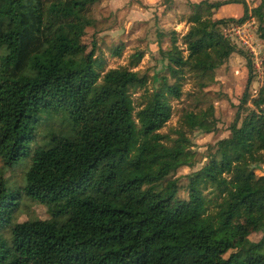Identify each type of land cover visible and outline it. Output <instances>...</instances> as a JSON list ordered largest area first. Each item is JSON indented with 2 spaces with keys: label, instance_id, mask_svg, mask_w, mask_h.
Listing matches in <instances>:
<instances>
[{
  "label": "trees",
  "instance_id": "obj_1",
  "mask_svg": "<svg viewBox=\"0 0 264 264\" xmlns=\"http://www.w3.org/2000/svg\"><path fill=\"white\" fill-rule=\"evenodd\" d=\"M98 1L0 0V161L30 158L20 188L0 178V228L10 226L0 264H264V169L254 173L264 164V83L249 93L250 59L228 135L207 147L204 166L182 186L172 175L193 167L196 153L186 133L201 130L212 107L186 111L160 132L182 84H213L214 69L238 51L224 26L252 20L264 40V0L187 1L186 30L167 32L160 50L165 73L149 78L135 69L137 49L101 72L95 58L88 69L69 68L80 63L78 42ZM228 3L241 5L237 19L212 18ZM21 196L63 221L11 222ZM252 232L260 238L234 243Z\"/></svg>",
  "mask_w": 264,
  "mask_h": 264
},
{
  "label": "rangeland",
  "instance_id": "obj_2",
  "mask_svg": "<svg viewBox=\"0 0 264 264\" xmlns=\"http://www.w3.org/2000/svg\"><path fill=\"white\" fill-rule=\"evenodd\" d=\"M254 1L259 0H247V3L251 6ZM186 2L187 0L181 3H175L173 0H100L94 3L91 9L94 24L85 29L78 42L82 58L78 65L72 64L69 68L88 69L92 66L91 60L95 58L99 65L95 66V69L101 72L110 67L126 64L128 55L137 49L143 52V57L135 67L139 74L149 78L154 73H165L162 66L166 61L162 58L160 50L168 48L167 32H183L185 24L180 20L186 13ZM235 7L232 3L225 5L219 9L220 11H216L212 18L237 19L241 13L236 12ZM242 24L237 34L231 32L229 35L231 43L238 51L231 53L223 64L214 69V83L202 89H195L189 81H185L182 84L181 96L169 100L171 115L160 132H169L176 128L179 116L186 111L204 109L208 105L212 107L211 119L203 123V128L186 133L192 150L196 152L195 163L193 167L180 166L173 173L172 177L178 178L180 186L185 182V174L204 166L203 156L207 152V147L213 146L218 139L228 135V125L233 118L246 79V58L250 59L253 67L249 93L254 95L260 84L264 83V40L258 38L256 24L251 20H246ZM234 25L229 23L223 30ZM157 34H161V37L158 38ZM120 43L123 46L120 54L110 55V48ZM90 52L91 57L88 60L86 54ZM139 92L140 90L132 92L133 100ZM39 134L36 135L35 142H41ZM29 162L30 158H25L9 167L0 161V178L4 180L6 186L10 188L22 186L23 174ZM263 169L264 164L254 173L261 176ZM261 181L264 183V175ZM177 195L184 196V190L179 189ZM30 217L45 219L54 226L63 221L62 217H50L44 205L21 196L10 220L21 221ZM260 236V232H252L244 238L235 237L234 243L256 241ZM9 241L10 226L7 225L0 228V245L3 242L9 248ZM227 255L228 252L222 258ZM10 256L15 255L11 252ZM180 262L190 263L191 258L178 257L173 260V264Z\"/></svg>",
  "mask_w": 264,
  "mask_h": 264
},
{
  "label": "crops",
  "instance_id": "obj_3",
  "mask_svg": "<svg viewBox=\"0 0 264 264\" xmlns=\"http://www.w3.org/2000/svg\"><path fill=\"white\" fill-rule=\"evenodd\" d=\"M175 3H181V2H184L185 0H173ZM177 1V2H176ZM181 1V2H180ZM187 1H189V2H192V1H199V0H187ZM207 1H214V0H207ZM245 2H246V4L248 5V3H247V0H244ZM258 1H254L253 3H251V6H253V5H255L256 3H257ZM187 3V2H186ZM228 4H231V3H228ZM228 4H224V5H221L217 10H215L214 12H213V15H212V17L216 14V11H220L219 9H222V7L223 6H225V5H228ZM233 5H235L236 7L234 8L235 9V11L236 12H238V13H242V7H241V5L239 4V3H232ZM249 7H251L250 5H248ZM240 11V12H239ZM188 11H187V7H186V13H187ZM185 13V14H186ZM185 14H184V16H185ZM184 16H182V18H181V20L180 21H182L184 24H185V27H184V30H183V32L186 30V28H187V24L185 23V21H184ZM215 18H219V17H215ZM252 21V20H251ZM174 32V31H173ZM182 32V33H183ZM182 33H178V32H175V34H177L178 36H180Z\"/></svg>",
  "mask_w": 264,
  "mask_h": 264
},
{
  "label": "built area",
  "instance_id": "obj_4",
  "mask_svg": "<svg viewBox=\"0 0 264 264\" xmlns=\"http://www.w3.org/2000/svg\"><path fill=\"white\" fill-rule=\"evenodd\" d=\"M241 25H243L242 23L241 24H235L234 26H230L229 28H225V30H223V34L229 38L230 40V33L231 32H234L235 34L238 33V30L240 29Z\"/></svg>",
  "mask_w": 264,
  "mask_h": 264
}]
</instances>
